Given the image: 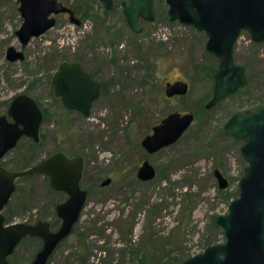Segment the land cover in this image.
<instances>
[{
  "label": "rangeland",
  "instance_id": "obj_1",
  "mask_svg": "<svg viewBox=\"0 0 264 264\" xmlns=\"http://www.w3.org/2000/svg\"><path fill=\"white\" fill-rule=\"evenodd\" d=\"M69 1L78 17L93 21L92 30L70 47V22L58 15L54 28L23 48L25 58L10 61L7 47L21 45L15 35L20 18L13 16L15 0H0V113L22 91L44 109L39 140L21 138L0 165L27 167L57 150L84 159L81 185L88 189L87 200L47 264H177L223 241L215 218L238 195L246 161L243 140L222 125L232 112L264 101V41L241 33L234 60L246 66L248 81L206 109L214 74L208 68L216 69L218 58L206 49L203 31L168 19L165 0H154L155 18L142 20L138 33L127 25L122 0L107 11L98 0ZM64 59L79 60L104 83L89 116L65 108L53 93L50 77ZM175 79L187 81L188 91L167 97L165 84ZM171 111L193 112L191 125L176 142L147 153L142 137ZM144 158L156 168L147 181L136 175ZM216 167L229 180L225 187L218 186ZM106 177L109 183L100 185ZM66 196L50 186L47 175H22L3 213L9 222L44 218L56 226L55 204ZM39 245L36 238L21 241L11 264H27Z\"/></svg>",
  "mask_w": 264,
  "mask_h": 264
},
{
  "label": "water",
  "instance_id": "obj_2",
  "mask_svg": "<svg viewBox=\"0 0 264 264\" xmlns=\"http://www.w3.org/2000/svg\"><path fill=\"white\" fill-rule=\"evenodd\" d=\"M107 7L111 0H100ZM170 19L191 24L207 34L205 47L218 58L214 72L211 97L206 102L210 108L219 100L247 81L246 66L234 60V43L242 28L248 29L254 41H264V0H166ZM20 10L24 19L16 33L22 42L32 34H39L53 24L50 12L68 10L71 19L78 23L73 12L57 0H21ZM29 6H41L43 12H28ZM123 12L131 30H142L139 18L153 20V0H124ZM6 56L10 60L23 58V52L9 46ZM54 92L63 105L77 109L85 116L93 100L99 95L100 83L86 72L77 60H62L52 75ZM167 95L184 94L188 83L176 80L167 83ZM9 121L0 114V156L12 147L21 134L38 139V127L42 111L35 100L26 95L15 96L8 108ZM193 119L191 111H171L152 127L141 144L149 151L176 141ZM224 130L242 139L240 151L246 163L239 179L238 195L228 204L227 212L216 216L215 222L223 229L224 240L207 244L177 264H264V106L233 112L223 125ZM82 157H67L62 151L50 154L33 166L9 171L0 166V210L14 190V177L18 174L42 172L49 177L50 185L65 190L67 198L56 205L61 219L60 226L51 230L49 222L38 220L34 224L16 222L4 225L0 213V264H9L7 255L19 239L26 235H37L43 240L41 248L29 264H46L59 241L70 233L78 219L86 199V189L80 187ZM220 187H225L227 178L216 168ZM155 175V168L148 160L139 167L138 176L147 179ZM106 177L100 182L108 184Z\"/></svg>",
  "mask_w": 264,
  "mask_h": 264
},
{
  "label": "flooded vegetation",
  "instance_id": "obj_3",
  "mask_svg": "<svg viewBox=\"0 0 264 264\" xmlns=\"http://www.w3.org/2000/svg\"><path fill=\"white\" fill-rule=\"evenodd\" d=\"M57 1H60L64 6H66V7H68L72 12H73V15L75 16V17H77L78 19H79V22L78 23H76V22H74L72 19H71V12L70 11H68V10H62V11H59V12H50L49 14H48V17H52V18H54V22H53V24L52 25H50L49 27H47L46 29H44L42 32H40L39 34H32L30 37H29V39L26 41V42H22L20 39H19V37H18V35H17V33H16V31H17V29L20 27V25H21V23H22V21H23V19H24V16H23V14H22V12H21V10H20V7H21V0H15V2H14V4L12 5V9H13V11H14V15L13 16H15L14 17V19H16L17 17L18 18H20L19 20H20V23L18 24V27L15 29V35L18 37V39H19V42H20V48H16L15 46H13V45H9V46H13V47H15V49H18V50H21L22 52H23V58H25V52H24V47L25 46H27L30 42H31V40L33 39V38H36V37H40V36H42L43 34H45V33H47L50 29H52V28H54L55 26H56V24L58 23L57 22V16L58 15H62L63 17H65V18H67L68 20H69V22H70V31L73 33V35H74V37H72V39L70 40V41H67V44L70 46V47H74V44L78 41V39L79 38H81V37H83V36H85L88 32H90L91 30H92V26H93V21L90 19V18H85L84 20H82L80 17H78L76 14H75V10H74V8L72 7V4L70 3V1L69 0H57ZM98 1H100V0H98ZM124 0H122L121 1V9H122V13H123V15H124V17H125V20H126V16H125V14H124V12H123V8H122V2H123ZM101 2V4H102V6L104 7V10L105 11H107V9H110V8H112L113 6H114V4H115V0H111V5L110 6H106L102 1H100ZM165 2H166V0H165ZM166 4H167V9H166V14H167V17H168V19L169 20H171V21H179L178 19H170V16H169V14H168V3L166 2ZM45 10V8L44 7H41V6H36V7H33V6H29V7H27V11L29 12H43ZM84 12H86V14L85 15H87V11H84ZM83 12V13H84ZM153 12H154V18H155V9H154V0H153ZM83 13H81L82 15H83ZM85 15H83V16H85ZM142 20H145V19H142V18H139V21H140V23L142 24ZM154 20V19H153ZM147 21H152V20H147ZM127 22V21H126ZM180 22V21H179ZM127 25H128V23H127ZM193 26V25H192ZM128 27H129V25H128ZM129 29H130V27H129ZM142 29H143V25H142ZM197 29V28H196ZM131 30V29H130ZM197 30H199V29H197ZM132 32H134V33H138V32H140V31H138V32H135V31H133V30H131ZM199 31H203L205 34H206V32L204 31V30H199ZM242 32H248L249 34H250V32H249V30L248 29H245V28H242V29H240V31H239V34H238V37L241 35V33ZM206 36H207V34H206ZM237 37V38H238ZM252 38V37H251ZM8 46V47H9ZM57 46L59 47V48H62L63 47V43H61V42H59L58 41V44H57ZM7 47V48H8ZM6 51H7V49H6ZM7 57V56H6ZM23 58H21V59H23ZM8 59V58H7ZM8 60H10V59H8ZM15 60H17V59H15ZM65 60V59H64ZM74 60H77V59H74ZM10 61H14V60H10ZM62 61V60H61ZM61 61H59V63L61 62ZM68 61H71V60H68ZM77 61H79V60H77ZM80 62V61H79ZM59 63H58V65H59ZM80 64H81V67L86 71V72H88L89 73V75L94 79V80H96V81H98L99 83H100V92H99V95L93 100V102L100 96V94H101V92H102V90H103V85H104V83L100 80V78L97 76V74H94L92 71H90L89 69H87L83 64H82V62H80ZM58 65H57V67H56V69H55V71L57 70V68H58ZM216 70V69H215ZM54 71V72H55ZM53 72V73H54ZM215 72V71H214ZM53 73H52V75H53ZM52 75H51V77H50V84L52 85V88H53V93H54V95L56 96V97H58V98H60L61 99V97L59 96V95H56L55 94V92H54V86H53V83H52ZM213 76H214V74H213ZM176 80H183V79H175V80H173V81H167L166 82V84H165V88H164V93H165V95L167 96V97H172V96H175V95H179V94H173V95H167L166 94V88L168 87V85H167V83L168 82H170V84L171 83H173L174 81H176ZM185 81V80H184ZM188 83V82H187ZM213 85H214V77H213ZM242 87V86H241ZM241 87H239V88H237L236 89V91H238ZM212 90H213V86H212ZM187 91H188V89H187ZM235 91V92H236ZM234 92V93H235ZM19 94H26V95H28V96H30V97H32L34 100H35V102L38 104V106L41 108V111H42V118H41V121H40V123H39V127H38V139L37 140H35L31 135H27V134H21L18 138H17V140H16V142H15V144L12 146V147H10L9 149H7V151L6 152H8L11 148H13V147H15L16 145H17V143L19 142V140L21 139V138H23V137H28V138H30L31 140H33V144H35V142H37L38 140H39V132H40V127H41V123H42V120H43V116H44V109L42 108V106L40 105V103H39V101L37 100V98H35L33 95H31L30 93H28V92H25V91H22V92H19V93H16V94H14L13 96H11V98L9 99V103H8V106H7V109H6V111H4V112H1L0 114H5L6 115V117H7V119L9 120V121H13V119H12V117L8 114V108H9V106H10V104H11V102H12V100H13V98L15 97V96H17V95H19ZM185 94V93H184ZM230 94H232V93H230ZM230 94H228V95H230ZM211 95H212V92H211ZM211 95L209 96V98L211 97ZM228 95H226L225 97H227ZM224 97V98H225ZM208 98V99H209ZM224 98H222L221 100H223ZM207 99V100H208ZM207 100H206V102H207ZM221 100H219L217 103H219ZM61 101H62V99H61ZM93 102H92V105H93ZM206 102L204 103V107L206 108V109H210V108H212V107H214L215 105H213L212 107H210V108H208V107H206ZM62 104H63V102H62ZM92 105H91V108H92ZM64 106V105H63ZM65 107V106H64ZM262 107V106H261ZM65 108H67V107H65ZM91 108H90V111H91ZM260 108V107H259ZM67 109H70V108H67ZM247 109H253V108H247ZM258 109V108H257ZM72 110H77V109H72ZM245 110V109H244ZM77 111H79V110H77ZM90 111H89V115H90ZM79 112H81V111H79ZM180 112V111H179ZM235 112V111H234ZM82 113V112H81ZM168 113H170V112H168ZM167 113V114H168ZM193 113V112H192ZM233 113V112H232ZM231 113V114H232ZM83 114V113H82ZM166 114V115H167ZM165 115V116H166ZM85 116V115H84ZM230 117V116H229ZM228 117V118H229ZM164 118V117H163ZM163 118H161L160 119V121L163 119ZM193 118H194V113H193ZM227 118V119H228ZM226 119V120H227ZM225 120V121H226ZM159 121V122H160ZM192 121H193V119H192ZM192 121H191V123H192ZM159 122H157V123H159ZM157 123H155V124H157ZM191 123L188 125V127L191 125ZM225 123V122H224ZM155 124H153L152 125V127L155 125ZM224 125V124H223ZM223 125H222V129L224 130V128H223ZM152 127H151V131L149 132L150 134L153 132V130H152ZM187 127V128H188ZM187 128L184 130V131H186L187 130ZM183 131V132H184ZM183 132H182V134H183ZM224 132H226L225 130H224ZM149 133H147V134H149ZM227 133V132H226ZM181 134V135H182ZM228 134H230V133H228ZM146 135V134H145ZM144 135V136H145ZM231 135V134H230ZM143 136V137H144ZM143 137H142V139H143ZM235 137V136H234ZM142 139H141V141H142ZM179 139V138H178ZM177 139V140H178ZM176 140V141H177ZM176 141H174V142H176ZM174 142H172V143H174ZM172 143H170V144H172ZM140 144H141V142H140ZM170 144H167V145H165V146H162V147H160V148H158V149H156V150H153V151H149V150H147L142 144H141V146L146 150V152L147 153H154V152H156V151H158V150H160L161 148H164V147H166V146H168V145H170ZM58 151H62L67 157H74V156H81L82 157V155H69V154H67L66 152H64L63 150H57V151H55V152H58ZM5 152V153H6ZM55 152H53V153H55ZM241 152V151H240ZM5 153L2 155V156H0V158L1 157H3L4 155H5ZM52 154V153H51ZM49 156V155H48ZM48 156H46V157H48ZM46 157H44V158H46ZM43 158V159H44ZM42 160V159H41ZM41 160H39V161H41ZM144 160H148L150 163H151V161L149 160V159H147V158H144V159H142V161H141V163L138 165V167H137V170H136V175H137V177L140 179V180H143V181H147V180H149V179H152L155 175H156V168H155V166H154V168H155V175L153 176V177H151V178H147V179H143V178H141V177H139L138 176V170H139V167H140V165L142 164V162L144 161ZM38 161V162H39ZM82 161H83V165H82V170H81V177H82V173H83V168H84V159H83V157H82ZM38 162H36V163H38ZM36 163H34V164H36ZM34 164H32V165H30V166H27V167H23V168H19V169H9V168H7V167H5L4 165H0V166H2L3 168H5L6 170H9V171H17V172H19V171H21V170H24V169H27V168H29V167H31V166H33ZM153 164V163H152ZM217 168V167H216ZM215 168V169H216ZM215 169H214V171H213V173H214V175L216 176V174H215ZM220 170V169H219ZM35 172H38V171H35ZM31 173H34V172H31ZM40 173H42V172H40ZM222 173V172H221ZM26 174H30V173H26ZM26 174H18V175H16L15 177H14V190L11 192V194H10V196H9V198H8V200L4 203V205L2 206V208H1V210H0V213L3 215V217H4V219H3V224L4 225H7V224H11V223H16V222H23V223H27V224H34L35 222H37L38 220H46V221H48L49 222V225H50V229L51 230H55V229H57L59 226H60V224H61V219H60V217H58L59 218V223H58V225H56L55 226V223L54 222H52V221H50V220H48V219H44V218H39V219H35L34 221H13V222H9L7 219H8V217H7V215H5L4 213H3V208H5V206L8 204V201L10 200V198H11V196H12V194H13V192L16 190V179L18 178V177H20V176H22V175H26ZM42 174H44V173H42ZM223 174V173H222ZM44 175H46V174H44ZM223 176H225L224 174H223ZM81 177H80V187L81 188H83V189H86V199H85V202H86V200H87V195H88V189L86 188V187H83L82 185H81ZM226 177V176H225ZM49 178V177H48ZM216 178H217V176H216ZM227 178V177H226ZM102 180H104V179H102ZM218 181V180H217ZM101 182V181H100ZM228 183H229V180H228V178H227V184L226 185H228ZM49 184H50V182H49ZM101 185V184H100ZM51 186V185H50ZM218 186H219V183H218ZM52 187V186H51ZM220 187V186H219ZM52 188H54V187H52ZM54 189H56V188H54ZM56 190H62V189H56ZM62 191H65V190H62ZM66 192V191H65ZM66 194H67V192H66ZM67 196H68V194H67ZM67 196H66V198H67ZM65 198V199H66ZM64 199V200H65ZM64 200H62V201H59V202H57L56 204H55V207H56V205L58 204V203H60V202H63ZM85 202H84V205H85ZM84 205H83V207H84ZM83 207H82V209H83ZM81 209V210H82ZM55 213H56V210H55ZM80 214H81V211H80ZM80 214H79V217H80ZM57 215V214H56ZM79 217H78V219H79ZM77 219V220H78ZM76 220V221H77ZM76 221H75V223H76ZM74 223V224H75ZM74 224L72 225V229H73V226H74ZM72 231V230H71ZM70 231V232H71ZM66 236H68V235H66ZM65 236V237H66ZM64 237V238H65ZM26 238H36V239H38L39 240V242H40V245H39V247H38V249L36 250V252L34 253V256L32 257V259L35 257V255H36V253H37V251L41 248V246H42V243H43V240H42V238L40 237V236H37V235H30V234H26V235H24V236H22L20 239H19V241L16 243V245L13 247V249H12V251L7 255V260H8V262H9V264H11V262H10V256L15 252V249L17 248V246L20 244V242L21 241H23V240H25ZM64 238H62L60 241H59V243L64 239ZM58 243V244H59ZM58 244L55 246V248L53 249V251L51 252V254L48 256V259H47V261H46V264L48 263V260H49V258H50V256L52 255V253L55 251V249H56V247L58 246ZM32 259L27 263V264H29L31 261H32Z\"/></svg>",
  "mask_w": 264,
  "mask_h": 264
},
{
  "label": "trees",
  "instance_id": "obj_4",
  "mask_svg": "<svg viewBox=\"0 0 264 264\" xmlns=\"http://www.w3.org/2000/svg\"><path fill=\"white\" fill-rule=\"evenodd\" d=\"M86 14V12H84L83 13V15H85ZM208 70H210L209 71V73H214V71H215V67L214 68H208ZM239 91V90H238ZM264 101H261V102H259V103H257V105H255V106H251L250 108H253V109H257V108H259V107H261V106H264V103H263Z\"/></svg>",
  "mask_w": 264,
  "mask_h": 264
}]
</instances>
